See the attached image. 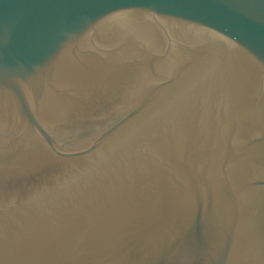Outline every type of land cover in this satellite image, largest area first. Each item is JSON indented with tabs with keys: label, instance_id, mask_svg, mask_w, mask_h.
I'll return each mask as SVG.
<instances>
[{
	"label": "water",
	"instance_id": "obj_1",
	"mask_svg": "<svg viewBox=\"0 0 264 264\" xmlns=\"http://www.w3.org/2000/svg\"><path fill=\"white\" fill-rule=\"evenodd\" d=\"M0 264H264V0H0Z\"/></svg>",
	"mask_w": 264,
	"mask_h": 264
}]
</instances>
